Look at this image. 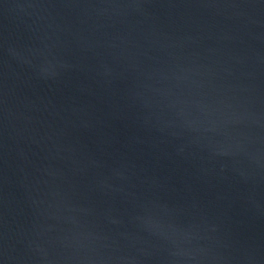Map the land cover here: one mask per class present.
Masks as SVG:
<instances>
[{
    "label": "water",
    "instance_id": "water-1",
    "mask_svg": "<svg viewBox=\"0 0 264 264\" xmlns=\"http://www.w3.org/2000/svg\"><path fill=\"white\" fill-rule=\"evenodd\" d=\"M0 264H264V0H0Z\"/></svg>",
    "mask_w": 264,
    "mask_h": 264
}]
</instances>
